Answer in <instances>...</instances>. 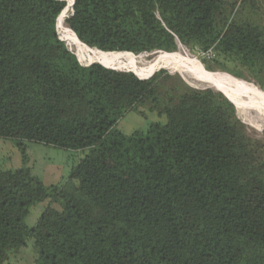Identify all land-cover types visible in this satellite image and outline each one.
I'll list each match as a JSON object with an SVG mask.
<instances>
[{"label":"trees","instance_id":"obj_1","mask_svg":"<svg viewBox=\"0 0 264 264\" xmlns=\"http://www.w3.org/2000/svg\"><path fill=\"white\" fill-rule=\"evenodd\" d=\"M68 4L82 49L133 59L180 44L264 91L261 0H0V138L84 153L50 187L0 170V264L28 243L35 264H264V143L220 92L80 63L58 36ZM132 111L165 122L123 134Z\"/></svg>","mask_w":264,"mask_h":264},{"label":"rangeland","instance_id":"obj_2","mask_svg":"<svg viewBox=\"0 0 264 264\" xmlns=\"http://www.w3.org/2000/svg\"><path fill=\"white\" fill-rule=\"evenodd\" d=\"M236 1L237 0H228L229 3H234ZM70 13L71 11L69 10L66 16L68 17ZM58 36L60 38L61 34L58 33ZM70 52H72V50H70ZM178 52H185L189 56L194 57L199 68L202 69L203 74L205 73L206 70L204 71L203 69L204 66L202 64V59L192 55L188 49L182 46L179 47L178 51L175 53ZM157 55H159V53L139 55V56H144V58L137 61L138 67L143 66L144 63L146 62L152 61V59H154ZM115 70L131 72L129 69L127 70L118 69L117 67L115 68ZM162 70L167 71L170 74L179 75L184 80V82L191 88L194 89L206 88L196 83L193 79H190L186 75H181L178 72L170 71L164 68L157 69L152 73H147V76L150 75L153 76L156 72ZM212 73L231 76L227 73H222V72H212ZM248 83H251L254 86H256L252 82H248ZM258 88L260 89V87ZM237 115L239 119L246 125L248 134L252 138L260 140L264 143V135H263L264 124L254 119V114L252 112L237 110ZM158 121L163 123L165 122V119L164 117L159 118L156 114L148 113V112H146L145 116L142 117L138 111H132L126 114L124 118L118 122L116 129L122 132L123 134L129 135L134 131H145V129L148 127L150 123H154ZM24 153L27 157L25 162L23 158ZM83 156H84L83 152L66 151L53 146H45L43 144H37L27 141L24 142V151L22 152V149L20 148V146L17 144L16 141L0 138V170L15 171L17 169L27 167L31 170L32 175L35 178H37L45 187L59 185L60 183H62L66 179L70 169L75 165H77V163L79 162V160L83 158ZM42 209H43V205H39L31 211V214L25 219V223L27 226L29 227L34 226V224L36 223L37 219L41 214ZM17 259H18L17 262H20V264H35V255L32 252L30 243H28L27 247L20 252Z\"/></svg>","mask_w":264,"mask_h":264},{"label":"bare ground","instance_id":"obj_3","mask_svg":"<svg viewBox=\"0 0 264 264\" xmlns=\"http://www.w3.org/2000/svg\"><path fill=\"white\" fill-rule=\"evenodd\" d=\"M69 10L72 11L70 4H68V9L65 13L58 18V26L62 40L65 42L67 48L72 50L78 61H87V64L107 62L111 63L114 68L129 69L131 72L139 71L147 73L161 68L178 72L181 75L188 76L203 87L221 92L237 110L252 112L254 119L264 124V92L253 84L239 79L236 80L228 75L214 74L205 70L203 74L195 58L185 52L173 54L159 53L152 61L138 67L137 61L143 59L144 56L127 59L125 55L120 53L106 54L94 49H82L78 46L71 30L65 24V19L69 17L66 16Z\"/></svg>","mask_w":264,"mask_h":264},{"label":"crops","instance_id":"obj_4","mask_svg":"<svg viewBox=\"0 0 264 264\" xmlns=\"http://www.w3.org/2000/svg\"><path fill=\"white\" fill-rule=\"evenodd\" d=\"M261 2H262V5H263V7H264V0H261ZM15 264H20V262H17V261H16Z\"/></svg>","mask_w":264,"mask_h":264},{"label":"built area","instance_id":"obj_5","mask_svg":"<svg viewBox=\"0 0 264 264\" xmlns=\"http://www.w3.org/2000/svg\"><path fill=\"white\" fill-rule=\"evenodd\" d=\"M204 57L209 58L210 57V53L208 52Z\"/></svg>","mask_w":264,"mask_h":264},{"label":"water","instance_id":"obj_6","mask_svg":"<svg viewBox=\"0 0 264 264\" xmlns=\"http://www.w3.org/2000/svg\"><path fill=\"white\" fill-rule=\"evenodd\" d=\"M74 4V3H73ZM73 6V5H72ZM72 12V11H71ZM180 45V44H179ZM151 78V77H150ZM148 79V78H147ZM147 79H142V80H147ZM209 89H211V88H209ZM217 92V91H216ZM221 93V92H220ZM222 94V93H221ZM224 95V94H223Z\"/></svg>","mask_w":264,"mask_h":264}]
</instances>
